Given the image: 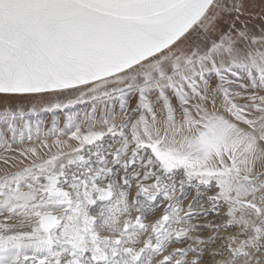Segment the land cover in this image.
<instances>
[{
  "label": "snow or ice",
  "instance_id": "snow-or-ice-1",
  "mask_svg": "<svg viewBox=\"0 0 264 264\" xmlns=\"http://www.w3.org/2000/svg\"><path fill=\"white\" fill-rule=\"evenodd\" d=\"M0 264H264V0H0Z\"/></svg>",
  "mask_w": 264,
  "mask_h": 264
},
{
  "label": "bare ground",
  "instance_id": "bare-ground-1",
  "mask_svg": "<svg viewBox=\"0 0 264 264\" xmlns=\"http://www.w3.org/2000/svg\"><path fill=\"white\" fill-rule=\"evenodd\" d=\"M257 10H259L260 0H256ZM20 102L25 105V108L31 107V103L26 98H21ZM90 108V104H79L71 106L68 110H54L50 112H39L32 117L33 120H40L43 122L45 129L51 127L52 122L56 121L58 126H63L64 120L69 114L83 113Z\"/></svg>",
  "mask_w": 264,
  "mask_h": 264
}]
</instances>
